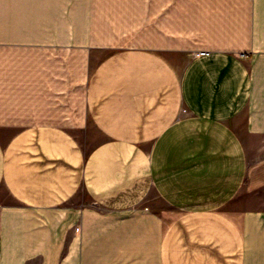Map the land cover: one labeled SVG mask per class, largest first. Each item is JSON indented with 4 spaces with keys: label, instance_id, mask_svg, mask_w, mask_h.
<instances>
[{
    "label": "crops",
    "instance_id": "obj_1",
    "mask_svg": "<svg viewBox=\"0 0 264 264\" xmlns=\"http://www.w3.org/2000/svg\"><path fill=\"white\" fill-rule=\"evenodd\" d=\"M0 264H264V0H0Z\"/></svg>",
    "mask_w": 264,
    "mask_h": 264
},
{
    "label": "rangeland",
    "instance_id": "obj_2",
    "mask_svg": "<svg viewBox=\"0 0 264 264\" xmlns=\"http://www.w3.org/2000/svg\"><path fill=\"white\" fill-rule=\"evenodd\" d=\"M119 222H121V221H119ZM125 226H126L125 228L128 230L129 229V226H127V224H125Z\"/></svg>",
    "mask_w": 264,
    "mask_h": 264
},
{
    "label": "built area",
    "instance_id": "obj_3",
    "mask_svg": "<svg viewBox=\"0 0 264 264\" xmlns=\"http://www.w3.org/2000/svg\"><path fill=\"white\" fill-rule=\"evenodd\" d=\"M201 54H204L205 52H200Z\"/></svg>",
    "mask_w": 264,
    "mask_h": 264
},
{
    "label": "bare ground",
    "instance_id": "obj_4",
    "mask_svg": "<svg viewBox=\"0 0 264 264\" xmlns=\"http://www.w3.org/2000/svg\"><path fill=\"white\" fill-rule=\"evenodd\" d=\"M164 8V7H163Z\"/></svg>",
    "mask_w": 264,
    "mask_h": 264
}]
</instances>
